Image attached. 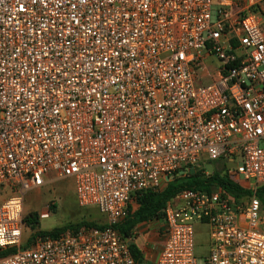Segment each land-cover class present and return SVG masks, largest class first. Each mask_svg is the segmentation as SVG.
<instances>
[{
	"label": "built area",
	"instance_id": "built-area-1",
	"mask_svg": "<svg viewBox=\"0 0 264 264\" xmlns=\"http://www.w3.org/2000/svg\"><path fill=\"white\" fill-rule=\"evenodd\" d=\"M199 162L251 195L176 193L156 264H198L196 225L203 264H264V0H0V264H137L114 225ZM48 178L106 226L22 247Z\"/></svg>",
	"mask_w": 264,
	"mask_h": 264
},
{
	"label": "trees",
	"instance_id": "trees-1",
	"mask_svg": "<svg viewBox=\"0 0 264 264\" xmlns=\"http://www.w3.org/2000/svg\"><path fill=\"white\" fill-rule=\"evenodd\" d=\"M180 170V169H179ZM175 171L173 177L165 183V185L158 191L145 190L135 197L137 207L132 209L129 207V213L122 221L114 225L118 230L123 239H134V230L137 224L141 222H159L163 221V208L168 200H170L176 193L182 189H195L202 190L205 192H211L217 186L221 187L222 190L233 196L237 200H241L251 195L250 190L243 188L234 181L228 178L226 174L218 171H213L208 175H204L201 170L196 167L194 173H186L184 175H178V171ZM259 198L262 206H264V185L258 187L255 192ZM23 222L29 225H34L38 222L37 216L34 212L23 217ZM102 228L106 226L104 222L94 221H81L69 228ZM65 227L56 228L50 231L41 232L40 234L34 235L28 242L21 243L22 247L28 246L37 236H56L63 232ZM129 251L133 256L134 260L141 264L143 261V255L137 244L132 241L128 244ZM16 247H7L0 250V256H4L8 253L15 251Z\"/></svg>",
	"mask_w": 264,
	"mask_h": 264
},
{
	"label": "rangeland",
	"instance_id": "rangeland-1",
	"mask_svg": "<svg viewBox=\"0 0 264 264\" xmlns=\"http://www.w3.org/2000/svg\"><path fill=\"white\" fill-rule=\"evenodd\" d=\"M216 6H212V21L215 19ZM238 159V158H236ZM202 168L204 164L199 162L195 168ZM11 194L8 187H0V203ZM247 197H245L246 199ZM244 199V198H243ZM24 216L30 212H34L38 222L34 225L23 223L21 243L28 242L32 236L41 232L50 231L56 228H69L78 222L89 220L96 222H104L105 216L96 208L83 207L77 202L74 192V185L70 179H54L48 178L40 187L28 190L24 195ZM161 223L157 224V229ZM195 235V253L198 264H203V254L206 250V233L205 225H196ZM137 235H139V232ZM145 233L138 238V242L142 243ZM156 246L161 243L160 230H157ZM151 264V263H150Z\"/></svg>",
	"mask_w": 264,
	"mask_h": 264
},
{
	"label": "crops",
	"instance_id": "crops-1",
	"mask_svg": "<svg viewBox=\"0 0 264 264\" xmlns=\"http://www.w3.org/2000/svg\"><path fill=\"white\" fill-rule=\"evenodd\" d=\"M137 207V203L134 202L131 205L132 209H135ZM161 223L160 227L158 229L160 230V235L162 237L160 245L156 246V240H157V224ZM164 228V222H141L137 224L135 230H134V239L129 240L127 239V243L134 241L139 249L142 252L143 255V261L141 264H156V260L158 257L159 250L161 248L162 242H163V236H162V230ZM139 232V235H137V232ZM142 233H145V236L142 240V243L138 242V238ZM139 264V263H137Z\"/></svg>",
	"mask_w": 264,
	"mask_h": 264
},
{
	"label": "water",
	"instance_id": "water-1",
	"mask_svg": "<svg viewBox=\"0 0 264 264\" xmlns=\"http://www.w3.org/2000/svg\"><path fill=\"white\" fill-rule=\"evenodd\" d=\"M229 167L232 166L231 164L228 165ZM206 168L209 170V171H212L213 170V167L211 165V163L207 164L206 165ZM194 173L195 172V168L194 167H191L189 169H186V168H182L178 171V175H184L186 173ZM173 176H166L165 179L166 181H169Z\"/></svg>",
	"mask_w": 264,
	"mask_h": 264
}]
</instances>
